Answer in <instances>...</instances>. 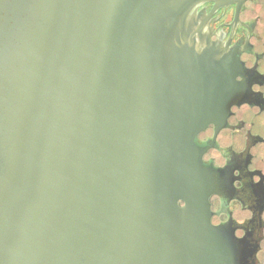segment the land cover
<instances>
[{"label": "water", "instance_id": "water-1", "mask_svg": "<svg viewBox=\"0 0 264 264\" xmlns=\"http://www.w3.org/2000/svg\"><path fill=\"white\" fill-rule=\"evenodd\" d=\"M202 1L0 0V264H245L194 143L248 101Z\"/></svg>", "mask_w": 264, "mask_h": 264}, {"label": "flooded vegetation", "instance_id": "flooded-vegetation-1", "mask_svg": "<svg viewBox=\"0 0 264 264\" xmlns=\"http://www.w3.org/2000/svg\"><path fill=\"white\" fill-rule=\"evenodd\" d=\"M200 34L231 50L243 69L248 101L234 104L226 125L209 124L194 143L207 147L202 163L224 169L227 192L209 198L211 222L231 233L261 264L264 242V0H204L191 11ZM182 204V202H179Z\"/></svg>", "mask_w": 264, "mask_h": 264}]
</instances>
